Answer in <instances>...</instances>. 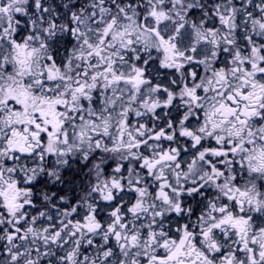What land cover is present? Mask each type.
<instances>
[{"label": "snow or ice", "instance_id": "obj_1", "mask_svg": "<svg viewBox=\"0 0 264 264\" xmlns=\"http://www.w3.org/2000/svg\"><path fill=\"white\" fill-rule=\"evenodd\" d=\"M0 264H264V0H0Z\"/></svg>", "mask_w": 264, "mask_h": 264}]
</instances>
